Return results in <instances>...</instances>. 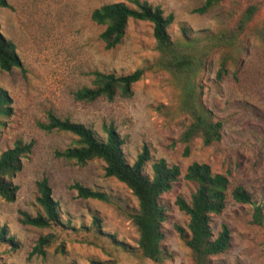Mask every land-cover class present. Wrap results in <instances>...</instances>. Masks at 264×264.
I'll list each match as a JSON object with an SVG mask.
<instances>
[{"label": "rangeland", "instance_id": "rangeland-1", "mask_svg": "<svg viewBox=\"0 0 264 264\" xmlns=\"http://www.w3.org/2000/svg\"><path fill=\"white\" fill-rule=\"evenodd\" d=\"M132 1L8 0V7L0 6L1 32L15 43L22 62L11 71L0 67V87L11 100L10 114L0 115V156L20 139L36 142L21 170L8 179L17 187L14 199L0 195V231L6 229V239H12L0 241V264H197L187 244L189 216L176 204L179 196L191 201L197 189L184 178L193 162L208 163L214 173L229 178L225 208L212 216L211 227L216 238L227 225L231 244L207 264H264V221H254V205L233 197L235 188L244 187L263 206L264 215V0H224L204 14L197 9L205 0H143L160 6L165 16L174 15L168 33L197 63L192 76L162 65L149 21L131 19L123 42L106 48L100 37L105 26L91 19L92 12L113 2L134 8ZM250 6L257 10L240 32L239 22ZM224 62L227 72L219 78ZM139 69L144 77L130 97L75 99L77 90L92 86L95 71L122 76ZM190 88L193 100L223 122L220 141L206 145L201 137L182 139L192 122L186 104ZM48 111L91 128L100 141L108 138L106 127L114 126L129 164L148 147L144 173L150 178L153 163L160 159L180 167L179 179L161 197L167 210L162 262L141 254L134 221L139 201L125 183L106 175V163L96 158L81 164L56 156V150L74 146L78 137L41 130L37 122ZM43 176L49 178L59 206L61 224L51 228L20 221L21 212H43L36 186ZM76 182L104 192L109 201L79 198L72 188ZM177 227L185 230L184 237ZM48 234L55 241L46 256L29 259L32 247Z\"/></svg>", "mask_w": 264, "mask_h": 264}, {"label": "trees", "instance_id": "trees-1", "mask_svg": "<svg viewBox=\"0 0 264 264\" xmlns=\"http://www.w3.org/2000/svg\"><path fill=\"white\" fill-rule=\"evenodd\" d=\"M224 0H205L202 7L197 9L199 13H206ZM136 7H131L125 2H113L96 8L91 19L105 26L100 37L107 49L116 48L123 42L128 23L131 19L149 21L154 26L158 50L161 53L162 65L173 71L192 76L197 70V63L182 53V47L171 40L168 28L174 21V15H164L160 6H154L147 1L133 0ZM1 7H8V0H0ZM256 6H250L243 14L238 28L242 32L253 19ZM235 39L229 37V40ZM234 41H231L232 44ZM229 43V44H230ZM22 62L17 53L15 43L7 39L0 27V67L3 71H11L14 67H21ZM227 72L224 62L218 71V77ZM144 70L139 69L127 75L117 76L114 73L95 71L92 86H84L74 93L75 99L80 102H94L99 98L114 99L119 95L130 97L133 94V86L144 77ZM194 91H187V109L192 115V122L183 134L182 139L190 142L196 137H201L206 145H211L222 139L223 122L216 120L214 113L194 100ZM11 100L5 89L0 87V115H9ZM37 126L47 132H69L78 137L74 146L63 150H56L57 157L85 164L93 159H101L106 163V175L115 177L125 183L137 197L139 208L134 215V221L138 227L140 238L138 248L141 254L160 263L164 259V251L161 247L165 239L163 225L167 220L166 207L161 203L164 193L170 191L180 175L178 165H169L164 159L153 163L152 178L144 173V168L150 160L148 147L139 154L133 164H129L124 156V140L120 137L114 126L106 127L108 138L100 141L94 131L84 124L63 119L53 111H48L44 121H38ZM36 142L34 140L16 141L15 146L4 151L0 156V195L6 200H13L17 187L9 182V178L15 175L22 167V159L32 153ZM184 178L197 184V189L192 195L191 201L179 196L176 204L189 216L190 236L188 246L194 252L197 264H207L210 257L224 253L231 244V231L224 225L219 235L214 238L211 218L220 214L226 205L229 178L226 174L214 173L208 163L193 162L188 166ZM38 189L37 202L43 212L32 216L27 212H21V223L39 228H51L61 224L59 206L53 197V189L47 176L36 181ZM77 191L78 197L83 199H97L109 201V197L101 191L94 190L80 182L72 185ZM233 197L240 203L255 206L254 221L262 224L264 221L263 206L257 204L252 195L242 186L233 190ZM94 225L101 230V221L94 219ZM181 235L185 236V230L177 227ZM6 239V229L0 231V241ZM55 241L53 234L39 238L29 252V259L34 256H46L47 248ZM75 264V263H70Z\"/></svg>", "mask_w": 264, "mask_h": 264}]
</instances>
